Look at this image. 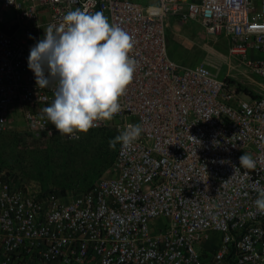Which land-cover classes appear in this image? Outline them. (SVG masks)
I'll return each mask as SVG.
<instances>
[{
	"label": "built area",
	"instance_id": "2783aa9c",
	"mask_svg": "<svg viewBox=\"0 0 264 264\" xmlns=\"http://www.w3.org/2000/svg\"><path fill=\"white\" fill-rule=\"evenodd\" d=\"M76 8L102 12L135 42L121 111L90 130L119 135L141 123L144 131L131 147L119 143L111 176L85 191L32 193L0 175V264H264L255 205L264 192V97L242 94L207 64L176 62L166 38L170 18L196 23L264 80V0H0V135L16 106H30V133L52 132L30 108L49 105L54 89L37 87L28 56ZM243 153L255 168L239 167Z\"/></svg>",
	"mask_w": 264,
	"mask_h": 264
},
{
	"label": "clouds",
	"instance_id": "9594fccd",
	"mask_svg": "<svg viewBox=\"0 0 264 264\" xmlns=\"http://www.w3.org/2000/svg\"><path fill=\"white\" fill-rule=\"evenodd\" d=\"M134 43L127 31L110 23L102 12L76 8L59 25L47 26L43 38L30 48L28 68L37 87L54 89V99L42 111L58 132L86 133L121 111L120 100L136 71L137 61L131 55ZM143 131L141 123L129 124L109 141V147L117 143L131 147ZM255 166L251 154L239 157V167ZM255 205L264 212V192Z\"/></svg>",
	"mask_w": 264,
	"mask_h": 264
},
{
	"label": "rangeland",
	"instance_id": "374dc122",
	"mask_svg": "<svg viewBox=\"0 0 264 264\" xmlns=\"http://www.w3.org/2000/svg\"><path fill=\"white\" fill-rule=\"evenodd\" d=\"M166 38L168 51L170 48L172 53L173 50L177 53L176 62L187 66L207 64L215 76L240 89L242 94L264 97V80L244 65L228 60L226 44L207 41L202 28L196 23L181 24L177 19L170 18L166 26ZM29 107L16 106L10 111L6 129L0 135V175L16 184H26L32 193L52 192L65 196L74 189H87L83 181L92 177L90 169L96 163L93 155L102 146L109 145V141L117 136L115 131L112 128L88 131L80 133L76 139H68L50 122L52 132L37 136L28 130L24 111ZM40 107L41 110L37 107L30 109L42 111L46 106ZM109 167L104 166L96 171L92 183L101 177L111 176ZM70 179L73 183H82L68 186L64 195L61 181Z\"/></svg>",
	"mask_w": 264,
	"mask_h": 264
},
{
	"label": "trees",
	"instance_id": "16d2710c",
	"mask_svg": "<svg viewBox=\"0 0 264 264\" xmlns=\"http://www.w3.org/2000/svg\"><path fill=\"white\" fill-rule=\"evenodd\" d=\"M168 45H169V43H168ZM169 51H170V48H169ZM174 54V55H173ZM169 55H170V57L174 60V59H176L177 58V53L173 50V53L170 51L169 52ZM176 57V58H175ZM238 91L239 92H241V90L240 89H238ZM245 93V92H244ZM245 94H247V95H249V93H245ZM251 96H253V95H251ZM106 129H108V128H103V129H96V130H90V131H97V130H106ZM117 135V134H116ZM118 145H119V143H118ZM118 145H117V148H110L109 147V145H107V146H102V148H100L99 150H98V152L97 153H95L94 155H93V159H95L96 160V163H95V165H92L93 167L90 169V172L92 173V177L91 178H86V180L85 181H83V183L88 187L87 189H84V190H81V191H85V190H88L92 185H93V183L96 181H94L93 183H92V178L94 177V176H96L95 174L97 173L96 171H98V170H101V168H103L104 166H110L109 167V170L111 169V167H112V165H113V163H114V161H115V157H116V154H117V150H118ZM100 173V172H99ZM65 180H67V179H65ZM64 180V182H62L61 181V183L62 184H60V185H62V187H61V192H62V194H64L65 195V193L67 192L66 190L68 189L67 187L68 186H76V185H80L81 183H79V182H77V183H73L72 181L73 180H69V181H65ZM75 191H77V190H79V189H74Z\"/></svg>",
	"mask_w": 264,
	"mask_h": 264
},
{
	"label": "crops",
	"instance_id": "0c3cea01",
	"mask_svg": "<svg viewBox=\"0 0 264 264\" xmlns=\"http://www.w3.org/2000/svg\"><path fill=\"white\" fill-rule=\"evenodd\" d=\"M38 110H41V107L40 106H37ZM12 110V109H11Z\"/></svg>",
	"mask_w": 264,
	"mask_h": 264
}]
</instances>
